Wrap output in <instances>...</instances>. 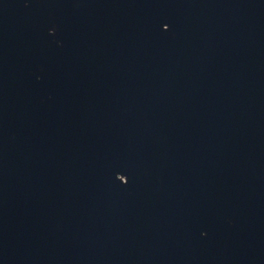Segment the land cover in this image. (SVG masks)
Wrapping results in <instances>:
<instances>
[{"label":"water","instance_id":"water-1","mask_svg":"<svg viewBox=\"0 0 264 264\" xmlns=\"http://www.w3.org/2000/svg\"><path fill=\"white\" fill-rule=\"evenodd\" d=\"M0 264H264V0H0Z\"/></svg>","mask_w":264,"mask_h":264}]
</instances>
